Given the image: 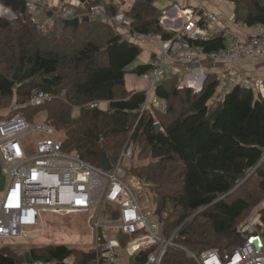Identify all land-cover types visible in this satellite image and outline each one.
<instances>
[{
  "label": "trees",
  "instance_id": "1",
  "mask_svg": "<svg viewBox=\"0 0 264 264\" xmlns=\"http://www.w3.org/2000/svg\"><path fill=\"white\" fill-rule=\"evenodd\" d=\"M0 1L15 16L0 19V99L15 97L23 105L34 92L64 91L62 100L21 112L27 120L44 114L45 123L64 132L62 151L98 168L102 155L114 165L125 147L146 153L143 165L131 169L130 176L155 195L152 213L164 236L180 228L173 243L194 254L208 249L225 253L239 246L235 229L264 200V98L240 86L218 98L216 75L205 77L199 93L160 84L154 95L166 103V115L157 120L152 112L140 110L143 91L127 92L119 84L127 73L140 76L150 68V64L129 68L140 56L139 46L108 24L86 21L83 11L68 6L58 14L57 24L73 19L80 23L71 30V43H65L61 38L70 30L59 24L61 38H52L53 30L45 32L26 15L25 0ZM160 1H133L124 15L131 34L176 41V32L161 24ZM224 1L235 5L236 21L247 27L264 26V0ZM92 4L104 6L111 17L117 12L99 0ZM225 41L216 34L188 44L210 54L224 49ZM173 100L178 101L179 113ZM95 102L106 103L107 108H88ZM263 213L258 212L261 219ZM127 241L128 237L120 238L123 247ZM153 249H140L128 257V264H145ZM71 256V264L96 262L95 250L70 251L64 245L29 250L31 264H70L66 260ZM0 264H26V260L17 250L1 246ZM161 264H189V260L182 251L169 248Z\"/></svg>",
  "mask_w": 264,
  "mask_h": 264
},
{
  "label": "built area",
  "instance_id": "2",
  "mask_svg": "<svg viewBox=\"0 0 264 264\" xmlns=\"http://www.w3.org/2000/svg\"><path fill=\"white\" fill-rule=\"evenodd\" d=\"M93 2L86 0L84 16L129 30L130 23L124 15L117 14L108 19L104 6ZM39 4L38 0H25L26 15L33 19ZM172 11L176 16L161 19L169 30L176 32V41H160L159 56L139 76L146 84L145 100L140 104L142 111L150 110L149 99L164 76L165 61L184 63L190 57L203 54L190 47L188 40L203 41L221 34L226 40L225 48L206 54L212 60L264 59L263 37L251 36L242 41L233 38L226 30L219 29L214 16L200 5L191 11L175 8ZM0 19H15L1 1ZM126 36L140 37L130 32ZM221 78L223 76L219 75L217 80ZM202 81L200 75L186 86L199 93ZM64 97V91L56 95L37 91L23 106L38 107ZM100 105L95 102L88 108L100 109ZM54 133L51 125L29 122L21 116L0 120V168L7 177L5 189L0 194V240L20 239L23 230L34 227L44 214L83 213L91 217L88 220L92 223L97 264H121V256L126 257L128 264V257L149 247L154 249L145 264H161L166 250L174 247L185 253L189 264H264V219L260 216L249 215L235 229L241 239L239 246L225 253L208 249L194 254L173 243V237L180 235V228L166 238L158 217L143 211L132 189L122 180L119 162L111 165V171L97 168L73 152H63L62 142ZM32 136L35 140L30 143L27 139ZM130 150L125 147L119 159L129 155ZM121 237H128L125 247L121 245Z\"/></svg>",
  "mask_w": 264,
  "mask_h": 264
},
{
  "label": "rangeland",
  "instance_id": "3",
  "mask_svg": "<svg viewBox=\"0 0 264 264\" xmlns=\"http://www.w3.org/2000/svg\"><path fill=\"white\" fill-rule=\"evenodd\" d=\"M121 3L119 2V10L126 13L124 9L125 7L124 5L126 4L129 5L130 1L122 0ZM63 11L64 10L61 9V10L56 11L55 13L59 14V12H63ZM51 12L52 11L50 10V13ZM50 13L47 11L46 12L43 11L41 13V11L37 9V11L34 14V17L32 18L35 22L41 24V27L45 32H50L53 30L54 33L51 36L52 38L60 39L61 35H60V30H59V24H57L58 23L57 17L50 18L51 17L49 15ZM161 24L163 25L162 19H161ZM117 28L118 27L116 25H113L112 27V29L115 32L118 30ZM68 29L70 31L68 34H65L63 38H61L62 42L71 43L72 41L70 38L73 33L71 31L73 28L69 27ZM130 38H134V37H130ZM130 38L128 39L125 38V40L130 42V40H132ZM147 40H149L151 43H155V45L159 49V42L161 41L159 38L147 39ZM137 62H138V59H137ZM136 65L138 64L134 63L131 68L135 67ZM180 74H181L180 70L174 69V67L168 70V72H166L165 70L164 76L161 79V81L158 83V85L163 84L168 89L171 88V85H174L177 89L184 88V75L181 76ZM220 75L223 76V78L219 79V83L223 81L224 79V75L222 74ZM128 76L135 79V81L137 80L136 77H134L136 76L135 74L127 73L126 77ZM154 94H155V91L150 96V99H149L150 100V110L148 111L152 112L154 118L159 120L162 116L166 115L164 114L166 103L163 100L156 98ZM172 102L175 107L176 113H179L178 101L173 100ZM213 102L211 103L210 101L211 104H213ZM26 108L28 107L23 106V105H18L15 97L4 98V99L1 98L0 99V120L4 118H8V117H13V116H21L27 120V118L25 117L26 115L21 112L22 110L24 112V109ZM27 121L40 123V122H45L46 119H45L44 114L40 113V114H35L31 118V120H27ZM54 131H55L54 135L56 136V138L62 142L65 136L64 132L62 130L55 129V128H54ZM34 140H35L34 136L29 137L27 139V141H29L30 143L33 142ZM138 151L137 150L134 151L135 152L134 154V152H132V149H131L129 155H126L122 159H118L114 165L118 164L119 162V170L122 176V180L126 184H128L129 187L132 189L133 194L135 198L137 199V201L139 202L140 206L142 207L143 211L146 213L152 214V212L155 211L154 209L156 205L154 204L155 195H153V192H151L152 191L151 188L150 187L148 188L142 182H138L133 177L130 176L131 169H133L134 167L138 165H143V160L146 157V153L137 154ZM6 184H7V177L1 173V168H0V194L3 193ZM262 209L264 210V200L261 203H259V205H257L255 208L251 209L245 215V217H243V219L244 218L246 219L249 215L250 216L251 215L260 216L258 212L260 213ZM108 210H112V209L109 208ZM166 211L168 210H165V212ZM262 215H264V213ZM160 217L161 219H163L165 215L161 213ZM88 218H91L90 215L88 216V214H83V213L44 214L41 216L40 221H38V223L34 227L26 228L23 230L22 237L20 239L18 240L11 239V240H3V241L0 240V247L7 246L11 249L17 250L20 254H23V255L24 253H29V250L31 249H36L40 247L42 248L46 246H55V245H64L70 251L71 250H75L77 252L91 251V250H94L93 229H92V223L90 220H88ZM66 261L67 263H70V264L73 263L74 256H71ZM121 264H126V257L121 256Z\"/></svg>",
  "mask_w": 264,
  "mask_h": 264
},
{
  "label": "crops",
  "instance_id": "4",
  "mask_svg": "<svg viewBox=\"0 0 264 264\" xmlns=\"http://www.w3.org/2000/svg\"><path fill=\"white\" fill-rule=\"evenodd\" d=\"M39 1V10L41 13L47 11L50 13V18L58 16V13H55L58 10H65L68 6L70 8L83 11L85 13L87 4L86 0H38ZM95 1V0H94ZM105 5H113L117 8V14L125 15L124 12L119 10V2L122 0H99ZM129 5H124L125 12H128L131 8L134 0H129ZM122 4V3H121ZM125 4V3H124ZM200 5L206 11L211 13L216 21L218 22L219 29L226 30L233 38L239 40H246L251 36H260L264 38V26H253L247 27L242 22L235 20V5L231 2L224 0H161L158 3V7L163 10V17H173L176 16L175 12L171 10L175 8L177 11L194 10L196 6ZM54 12V13H53ZM60 13V12H59ZM83 13V14H84ZM179 14V13H178ZM57 15V16H55ZM114 15V16H115ZM112 16V17H114ZM108 19L112 18L108 16ZM88 20H91L87 18ZM92 21V20H91ZM113 27L115 25L112 22H102ZM80 23V21H79ZM60 24V23H59ZM61 25V24H60ZM163 28L167 31L169 30L166 25H162ZM118 30L116 31L124 39L127 38V31L124 27L117 26ZM120 29V30H119ZM174 32V31H173ZM130 38V37H129ZM157 37L151 36H140L139 38H130L131 43L137 44L141 53L138 57V65L140 64H150L151 61L159 56V49L155 43H151L147 39H155ZM136 41V42H135ZM185 55V53H184ZM133 65V64H132ZM132 65L129 67L131 68ZM166 72L172 67L174 69H179L181 76L184 75V87H187V83H192L197 80V78L202 75L203 83L207 75H216L218 77L220 74L224 75L223 81L219 83L217 88L218 98L222 97L225 93L231 90L235 86H240L243 88H248L252 90L255 95H259L261 98H264V59L257 58H239V59H229V60H212L206 54H198L197 56L190 57L184 61V63H173L170 60L165 61ZM181 66V67H180ZM171 67V68H170ZM133 76V75H132ZM133 79L132 77L124 76L125 81L123 87L127 92L131 91H143L145 88V83L140 80L139 76ZM203 83L201 86H203ZM188 88V87H187ZM107 104L101 103L100 109H106ZM3 241V240H2ZM121 256V255H120Z\"/></svg>",
  "mask_w": 264,
  "mask_h": 264
},
{
  "label": "water",
  "instance_id": "5",
  "mask_svg": "<svg viewBox=\"0 0 264 264\" xmlns=\"http://www.w3.org/2000/svg\"><path fill=\"white\" fill-rule=\"evenodd\" d=\"M86 21H88V19H86ZM60 24L63 26V28H69L72 27L74 29V31L77 29V26L79 24V20L78 19H73V20H61ZM121 86L124 85V82H120L119 83ZM156 131L157 132H161V128L158 124L155 125ZM101 165L102 168L105 171H111L112 167L111 164L109 163V161L105 158L104 155L101 156ZM251 173H249L246 178L250 175ZM240 184V183H238ZM238 186V185H237ZM24 258L26 260V264H31L30 258H29V253H24Z\"/></svg>",
  "mask_w": 264,
  "mask_h": 264
},
{
  "label": "bare ground",
  "instance_id": "6",
  "mask_svg": "<svg viewBox=\"0 0 264 264\" xmlns=\"http://www.w3.org/2000/svg\"><path fill=\"white\" fill-rule=\"evenodd\" d=\"M82 159V158H81ZM83 160V159H82ZM85 161V160H84ZM90 164V163H89ZM98 168V167H97Z\"/></svg>",
  "mask_w": 264,
  "mask_h": 264
}]
</instances>
